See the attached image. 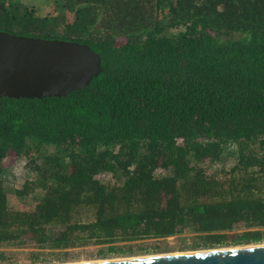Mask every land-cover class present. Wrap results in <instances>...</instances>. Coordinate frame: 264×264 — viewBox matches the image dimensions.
<instances>
[{
    "label": "trees",
    "instance_id": "16d2710c",
    "mask_svg": "<svg viewBox=\"0 0 264 264\" xmlns=\"http://www.w3.org/2000/svg\"><path fill=\"white\" fill-rule=\"evenodd\" d=\"M0 31L87 45L101 67L66 96L0 98V250L60 261L185 232L192 250L264 241V0H52L44 16L0 0ZM232 145L230 170L198 167ZM12 155L33 173L18 209Z\"/></svg>",
    "mask_w": 264,
    "mask_h": 264
},
{
    "label": "water",
    "instance_id": "95a60500",
    "mask_svg": "<svg viewBox=\"0 0 264 264\" xmlns=\"http://www.w3.org/2000/svg\"><path fill=\"white\" fill-rule=\"evenodd\" d=\"M100 71V58L87 45L0 31V98L66 96ZM83 264H264V245Z\"/></svg>",
    "mask_w": 264,
    "mask_h": 264
},
{
    "label": "rangeland",
    "instance_id": "374dc122",
    "mask_svg": "<svg viewBox=\"0 0 264 264\" xmlns=\"http://www.w3.org/2000/svg\"><path fill=\"white\" fill-rule=\"evenodd\" d=\"M23 6L34 10L37 16H44L49 12L52 0H18ZM256 149V148H255ZM237 162V154L235 147L229 146L224 154L222 155L218 164H211L209 160L200 161L197 165L200 168L205 169L208 174L218 173L220 170L228 171ZM252 168H249L250 171ZM166 174L163 170H158L156 176H163ZM3 185L4 190L7 194L9 206L12 209H18L21 207H27L32 202V196H26L19 199L15 195V191L21 189L22 185L26 180L33 178V173L25 166V160L18 156H8L3 160ZM99 180L111 181V177L108 174H102L97 177ZM191 235L183 233L179 236L171 237L165 241L156 240H145L132 244L134 252L132 254L125 255H101L99 251L103 250L101 246H87L81 248H75L67 251V255L62 260H54L50 256H46L44 251L34 249L30 246L23 247H9L0 250L2 252V259L0 264H83L90 262L100 261H112L136 257H147L154 255H169V254H180L189 253L196 251L214 250V249H229V248H241L248 246L264 245V241L259 243H251L247 245L227 246V247H216L210 249H197L192 250L187 248L191 244ZM162 242V243H160ZM160 245L162 248L159 252L146 251L142 252L138 250L139 247H152ZM33 252H41L42 255L38 256L39 262H32L30 255ZM40 253V254H41Z\"/></svg>",
    "mask_w": 264,
    "mask_h": 264
},
{
    "label": "bare ground",
    "instance_id": "6f19581e",
    "mask_svg": "<svg viewBox=\"0 0 264 264\" xmlns=\"http://www.w3.org/2000/svg\"><path fill=\"white\" fill-rule=\"evenodd\" d=\"M90 263H93V262H90Z\"/></svg>",
    "mask_w": 264,
    "mask_h": 264
}]
</instances>
